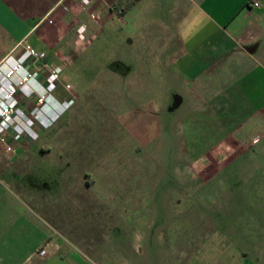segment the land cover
Instances as JSON below:
<instances>
[{"label": "rangeland", "instance_id": "obj_1", "mask_svg": "<svg viewBox=\"0 0 264 264\" xmlns=\"http://www.w3.org/2000/svg\"><path fill=\"white\" fill-rule=\"evenodd\" d=\"M146 9L78 23L74 40L28 36L58 66L51 94L71 101L27 146L0 149V264H264V150L216 133L213 110L231 103L171 108L136 60Z\"/></svg>", "mask_w": 264, "mask_h": 264}, {"label": "crops", "instance_id": "obj_2", "mask_svg": "<svg viewBox=\"0 0 264 264\" xmlns=\"http://www.w3.org/2000/svg\"><path fill=\"white\" fill-rule=\"evenodd\" d=\"M140 7L147 8L150 25L139 30L136 60L156 80L154 86L170 93L171 108L187 102L191 113L208 117V101L231 103V109L213 110L216 133L226 135L236 152L247 143L252 157L263 151L264 0H0V59L23 44L34 48L28 36L43 37L41 29L54 34L56 44L64 37L74 40L78 23L110 28L114 19L138 20ZM68 54L60 53L59 60L68 61ZM163 94L159 90L155 96ZM226 118L230 122L223 123ZM245 132L250 133L246 144ZM226 257V264L247 260L245 252Z\"/></svg>", "mask_w": 264, "mask_h": 264}, {"label": "built area", "instance_id": "obj_3", "mask_svg": "<svg viewBox=\"0 0 264 264\" xmlns=\"http://www.w3.org/2000/svg\"><path fill=\"white\" fill-rule=\"evenodd\" d=\"M43 58V52L23 44L0 59V149L6 154L27 146L71 101L51 94L59 69Z\"/></svg>", "mask_w": 264, "mask_h": 264}]
</instances>
